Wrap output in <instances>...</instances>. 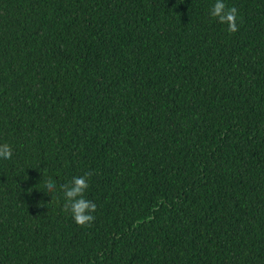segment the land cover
I'll list each match as a JSON object with an SVG mask.
<instances>
[{"label": "trees", "instance_id": "16d2710c", "mask_svg": "<svg viewBox=\"0 0 264 264\" xmlns=\"http://www.w3.org/2000/svg\"><path fill=\"white\" fill-rule=\"evenodd\" d=\"M215 2L0 0V264H264V0Z\"/></svg>", "mask_w": 264, "mask_h": 264}, {"label": "clouds", "instance_id": "9594fccd", "mask_svg": "<svg viewBox=\"0 0 264 264\" xmlns=\"http://www.w3.org/2000/svg\"><path fill=\"white\" fill-rule=\"evenodd\" d=\"M237 14L238 9L235 6L228 8L222 0H216L210 9L211 17L217 19L219 23L227 25V31L230 34L238 31ZM12 155L13 150L9 144L0 145V158L11 159ZM90 176L91 173L86 172L83 176L73 177L68 183L60 186L65 199L63 211L68 213L81 227L90 226L95 221L93 213L97 210V205L86 199L84 195L89 187L88 177ZM56 188L57 185L52 180L45 183V192L49 195L54 193Z\"/></svg>", "mask_w": 264, "mask_h": 264}]
</instances>
